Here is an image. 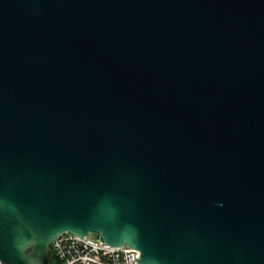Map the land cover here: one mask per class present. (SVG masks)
<instances>
[{"label": "water", "instance_id": "1", "mask_svg": "<svg viewBox=\"0 0 264 264\" xmlns=\"http://www.w3.org/2000/svg\"><path fill=\"white\" fill-rule=\"evenodd\" d=\"M66 231L264 264V0H0L4 264Z\"/></svg>", "mask_w": 264, "mask_h": 264}, {"label": "built area", "instance_id": "2", "mask_svg": "<svg viewBox=\"0 0 264 264\" xmlns=\"http://www.w3.org/2000/svg\"><path fill=\"white\" fill-rule=\"evenodd\" d=\"M66 231L52 243L58 264H140V250L128 244L114 246L100 235Z\"/></svg>", "mask_w": 264, "mask_h": 264}, {"label": "trees", "instance_id": "3", "mask_svg": "<svg viewBox=\"0 0 264 264\" xmlns=\"http://www.w3.org/2000/svg\"><path fill=\"white\" fill-rule=\"evenodd\" d=\"M49 264H58V260L56 259L55 255L53 253L50 257Z\"/></svg>", "mask_w": 264, "mask_h": 264}, {"label": "snow or ice", "instance_id": "4", "mask_svg": "<svg viewBox=\"0 0 264 264\" xmlns=\"http://www.w3.org/2000/svg\"><path fill=\"white\" fill-rule=\"evenodd\" d=\"M5 257L3 256V253L0 252V264H4Z\"/></svg>", "mask_w": 264, "mask_h": 264}, {"label": "rangeland", "instance_id": "5", "mask_svg": "<svg viewBox=\"0 0 264 264\" xmlns=\"http://www.w3.org/2000/svg\"><path fill=\"white\" fill-rule=\"evenodd\" d=\"M92 235H95V233H91Z\"/></svg>", "mask_w": 264, "mask_h": 264}]
</instances>
